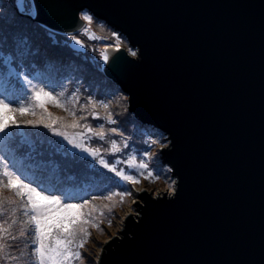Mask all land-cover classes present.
<instances>
[{"label":"water","instance_id":"95a60500","mask_svg":"<svg viewBox=\"0 0 264 264\" xmlns=\"http://www.w3.org/2000/svg\"><path fill=\"white\" fill-rule=\"evenodd\" d=\"M57 3L40 13L55 31L78 32L88 11L137 52L121 48L104 70L134 116L167 135L176 180L173 192H140L98 264H260L264 0Z\"/></svg>","mask_w":264,"mask_h":264},{"label":"rangeland","instance_id":"374dc122","mask_svg":"<svg viewBox=\"0 0 264 264\" xmlns=\"http://www.w3.org/2000/svg\"><path fill=\"white\" fill-rule=\"evenodd\" d=\"M22 6L25 11L31 10L30 0L26 6ZM0 9H3L5 18V36L14 32L17 39L27 41L26 44L20 45L19 53L10 67L5 64L4 58L0 57V93L12 101L24 103L26 107L31 105V85L17 73L28 75L33 84L44 87L46 91H52L54 95L64 92L62 99L70 101L69 107L76 115H70L64 108L51 102L46 103L47 111L54 117L61 118L56 122V126L71 125L74 121H79L82 126H90L94 132L104 131L106 136L101 140L88 133L84 127L66 129L70 134L83 132L84 135L79 137L78 142L96 149L99 156L114 164L118 171L137 177L136 183L123 181L116 173L99 164L98 157L94 158L90 153L81 151L65 137L55 135L42 125L10 127L0 133V155L6 156L10 166L22 171L29 180H35L50 189L59 187L62 192L73 197L64 200V203L81 204L83 200L90 202L84 208L85 211L92 208L91 223L87 225L90 237L80 249L83 259L76 260L73 264H98V257L102 255L105 244L123 230L128 215L137 213L135 202L140 201V192L144 190L155 196L174 191L176 180L161 155V151L168 145L167 135L159 129L147 126L151 132L150 137H143V126L129 110L128 97H125L121 88L107 76L101 57V47L104 43L102 38L112 39L113 30L104 21L93 16L88 34H85L82 28L76 34H56L27 16L26 20L19 18L11 0H0ZM9 22L16 25L14 30L9 27ZM73 37L81 41L84 47L77 44ZM5 47L15 52L16 43L9 39ZM46 62L50 64L46 65ZM54 84L58 86L53 88ZM109 88H113L110 98L105 92ZM74 92L75 97L72 96ZM89 97L97 103L90 102ZM101 100L108 104L107 108L98 103ZM19 106V103L12 104L13 108ZM93 112L96 116L92 115ZM11 115L17 121L42 118L38 108L35 115L31 112L21 114L19 111ZM109 115L115 123L107 119ZM101 123L104 125L103 129L100 128ZM112 128L117 131L113 133ZM113 140L120 151L112 152ZM125 141L127 147H124ZM54 148L58 152L52 156ZM145 151L150 155L144 156ZM121 157L124 158L118 163ZM142 163L148 164V169H141ZM149 172L152 173L151 177ZM125 191L131 194L123 198L118 195L109 198L111 192ZM56 194L60 195V192ZM3 195L14 200L20 199L7 189ZM12 218L20 222L14 226L12 232L19 237L16 242L19 248H23L31 239L30 235L21 236V224L27 227L26 217L22 212H17L14 217L8 213L4 217L9 223ZM13 254L15 255V250Z\"/></svg>","mask_w":264,"mask_h":264},{"label":"snow or ice","instance_id":"6c2138e0","mask_svg":"<svg viewBox=\"0 0 264 264\" xmlns=\"http://www.w3.org/2000/svg\"><path fill=\"white\" fill-rule=\"evenodd\" d=\"M16 3L19 14L27 16L31 20H37L42 10L55 13L59 8L57 0H39V4H37V0H30L31 10L29 11L19 7L20 5L28 4L29 0H16ZM4 19L3 9H0V57H3L5 64L10 67L19 53L20 45L26 44L27 41L26 39H17L14 32L5 36L3 31ZM80 19L87 22L82 26V31L85 34L90 33L89 26L93 22V15L89 14L88 11H84L80 14ZM9 27L14 30L16 25L9 22ZM112 36L115 37L116 48L119 51L121 37L116 32H113ZM9 39L16 43L15 52L9 51L5 47ZM73 39L76 40V37H73ZM76 43L80 44L82 42L76 40ZM128 52L131 56L137 55V52L131 48L128 49ZM20 56L22 59V53H20ZM104 60L106 62L109 60L107 54L104 55ZM17 75L23 76V80L28 85H31L32 103L26 107L24 103L12 101L6 98L3 93H0V133H4L10 127L19 128L22 125L36 127L42 125L50 129L55 135L68 139L74 147L90 153L94 158L98 157L99 164L116 173L123 181L137 182L136 176L118 171L114 164H110L103 156H99L96 149L89 148L84 143L78 142L79 137L84 135L83 132L70 134L66 129L68 127L73 129L84 127L88 133H92L101 140L106 136L104 131L94 132L90 126H82L79 121H74L71 125L56 126V122L61 120V118L54 117L52 113L48 112L45 107L46 103L51 102L57 107L64 108L70 115H76V112L69 107L70 101L62 99L64 92L54 95L52 91H46L44 87L33 84L28 75L23 73H17ZM55 86L58 85L54 84L53 88ZM72 96L75 97L76 93H72ZM88 100L97 103L92 101V97H89ZM13 103H19V108H13ZM98 103L105 108L108 107V104L103 100L98 101ZM37 108L41 110L42 118L40 120L17 121L11 115L17 111L21 114L31 112L35 115ZM92 115L96 116V113L93 112ZM107 119L111 121V116L109 115ZM111 122L115 123V121ZM100 128H104L103 123L100 124ZM111 131L115 133L117 129L112 128ZM153 143H158V141H153ZM111 144L112 152L121 150L117 147L115 140L111 141ZM127 146V141H125L124 147ZM57 152L58 150L54 148L52 156L57 155ZM143 155L149 156L150 154L145 151ZM73 161H75V157H73ZM140 167L141 169H148L149 166L146 163H142ZM141 174L143 173L141 172ZM148 175L151 177L152 173L149 172ZM5 189L12 191L20 199L14 200L4 196ZM57 192H60V195H57ZM130 194L128 191L111 192L109 198L112 195H118L123 198ZM72 198L67 193L62 192L59 187L50 189L35 180H29L22 171L8 164L6 156L0 155V264H14V262L15 264H20V262H23V264H73L76 260H82L83 255L80 249L83 248L86 240L90 237L87 225L91 223L92 208L87 211L84 210L85 206L90 203L88 200H83L81 204L64 203V200ZM17 212H22L23 216L26 217L25 223L27 227L21 224V236H31V239L23 248H19L16 243L19 237L12 232L14 226L20 222L16 218H12L10 223L4 219L6 214L11 213L14 217ZM29 248L30 251H28ZM14 250L15 255L13 254ZM260 264H264V247L261 249Z\"/></svg>","mask_w":264,"mask_h":264},{"label":"trees","instance_id":"16d2710c","mask_svg":"<svg viewBox=\"0 0 264 264\" xmlns=\"http://www.w3.org/2000/svg\"><path fill=\"white\" fill-rule=\"evenodd\" d=\"M25 6H26V4H25ZM19 7H20L21 9L24 10V7H23L22 5H20ZM83 12H84V11H83ZM17 13H18L17 16H18L19 18L24 19V20L27 19V18L25 19V16H21V15L19 14L18 10H17ZM88 13H89V12H88ZM89 14H91V13H89ZM91 15H92V14H91ZM21 19H20V20H21ZM100 22H101V21H100ZM86 23H87V22H85V24H86ZM45 29H46V28H45ZM112 30H113V29H112ZM49 31H51V30H49ZM79 31H80V30H79ZM79 31H78V32H79ZM51 32H54V33H56V34H62V33H57V32H55V31H51ZM78 32H76V33H78ZM113 32H115V31L113 30ZM76 33H74V34H76ZM116 33H117V32H116ZM118 34H119V33H118ZM120 37H121V43H120L119 46H122L123 48H125V49L128 50L130 47H129V45H128L127 40H126L123 36H121V35H120ZM102 39H103V42H112V43L116 44L115 37H113L112 39H106V38L103 37ZM73 40H74V39H73ZM80 46H81V47H82V46L84 47V45H82L81 43H80ZM131 49H132V48H131ZM77 50H78V48H77ZM132 50H133V49H132ZM134 51H135V50H134ZM45 64H46V65H49L50 63H49V62H46ZM60 69H61V68H60ZM61 70H62V69H61ZM61 70H60V71H61ZM62 71H63V70H62ZM101 71H102V70H101ZM112 90H113V88H109L108 90H105V92L107 93V95L109 96V98H110L111 95H113ZM114 90H115V89H114ZM116 90H117V89H116ZM118 90H119V89H118ZM110 92H111V94L109 95ZM118 92H119V91H118ZM120 92H121V91H120ZM120 92H119V93H120ZM122 93H123V92H122ZM123 94H124V93H123ZM124 95H125V94H124ZM125 97H128V96L125 95ZM125 97H124V98H125ZM141 124H142V123H141ZM142 126H143V131H142V132H143V135H144L143 137H146V139H147V138L150 137V133H151V132H150V130H148L147 125L142 124ZM153 129H154V128H152V130H153ZM86 141H88V140H86ZM93 149H94V148H93ZM27 153H28V152H27ZM28 154H29V153H28ZM123 158H124V157H121V159L118 160V163H120V162L123 160ZM120 178H121V177H120Z\"/></svg>","mask_w":264,"mask_h":264},{"label":"bare ground","instance_id":"6f19581e","mask_svg":"<svg viewBox=\"0 0 264 264\" xmlns=\"http://www.w3.org/2000/svg\"><path fill=\"white\" fill-rule=\"evenodd\" d=\"M37 21L42 27L46 28L47 30H51V31H55L54 28L47 22L43 21L42 18L39 16ZM121 50V48L119 47V51ZM117 48H116V44L112 43V42H104L102 47H101V52H102V60L104 62V66L105 68L108 67L109 63L111 62V60L113 59V57L115 56V54L117 52ZM107 54L109 57V60L106 62L104 60V55ZM162 194H156L155 196H161Z\"/></svg>","mask_w":264,"mask_h":264},{"label":"built area","instance_id":"2783aa9c","mask_svg":"<svg viewBox=\"0 0 264 264\" xmlns=\"http://www.w3.org/2000/svg\"><path fill=\"white\" fill-rule=\"evenodd\" d=\"M120 48H122L121 46H119ZM156 197V196H155Z\"/></svg>","mask_w":264,"mask_h":264},{"label":"clouds","instance_id":"9594fccd","mask_svg":"<svg viewBox=\"0 0 264 264\" xmlns=\"http://www.w3.org/2000/svg\"><path fill=\"white\" fill-rule=\"evenodd\" d=\"M122 47V46H121ZM123 48V47H122Z\"/></svg>","mask_w":264,"mask_h":264}]
</instances>
